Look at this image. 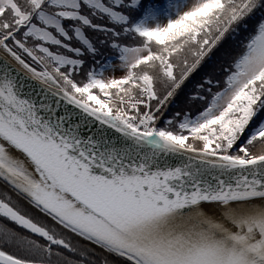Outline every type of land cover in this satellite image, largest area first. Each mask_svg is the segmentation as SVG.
Listing matches in <instances>:
<instances>
[{"label":"snow or ice","instance_id":"1","mask_svg":"<svg viewBox=\"0 0 264 264\" xmlns=\"http://www.w3.org/2000/svg\"><path fill=\"white\" fill-rule=\"evenodd\" d=\"M0 264H264V0H0Z\"/></svg>","mask_w":264,"mask_h":264}]
</instances>
